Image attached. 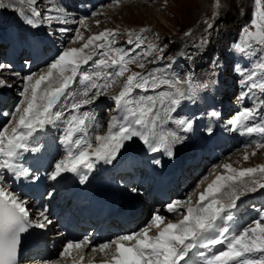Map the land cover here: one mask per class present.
<instances>
[{
    "label": "snow or ice",
    "instance_id": "6c2138e0",
    "mask_svg": "<svg viewBox=\"0 0 264 264\" xmlns=\"http://www.w3.org/2000/svg\"><path fill=\"white\" fill-rule=\"evenodd\" d=\"M28 3L33 7L28 14L21 12V15L34 28L43 21H47L50 26L53 22H68L70 14L63 8H48L42 13L38 0H28ZM255 4L257 7L250 26L242 30L244 45H234L241 53L252 51L254 45L264 49V7L261 6L262 0H255ZM214 7H220V0H214ZM53 11L57 14L51 15ZM80 23L83 25L84 21L81 20ZM208 27L213 25L208 23ZM58 31L66 33L69 29L61 27ZM145 31L146 29L140 30L141 33ZM118 35L116 30L105 29L85 40L83 33L77 29L71 43L83 41L79 47H65L47 64L45 70L21 78L23 86L19 95L22 99L14 111L3 113V116L10 119L0 128V264H17L16 255L22 233L32 227L44 229L52 223L47 215V208L38 213L42 219L33 220L27 201L10 191L5 183L10 178L18 180L30 177V169L24 167L21 161L25 153L39 151L35 146L37 134L45 131L48 126H62L59 142L65 153L52 165V171L48 173L49 179L56 180L64 173H74L80 177L81 183L87 179V174L82 169L91 172L98 162L111 163L126 142L133 138H139L150 151L159 152L163 149L169 156L173 154V145L184 139L177 131L159 136L153 131L157 119H163L156 107L157 102L171 119V114L184 100L194 99L199 88H206L208 85L203 84L194 89L191 75L181 80L178 76H158L153 71H131L129 65L135 64L143 70L145 63L138 61L139 54H133L132 49L113 47ZM128 37L127 43L133 44L135 40L137 49L144 44L139 33L129 32ZM98 41L102 42L97 43ZM89 47L93 51L86 53L85 49ZM153 52L156 55L150 63L163 59V47L152 43L147 45V50L142 55L150 57ZM96 56L100 58L94 59ZM90 61L98 69L112 71L86 73L84 66ZM6 67L10 66L0 63V70ZM236 71L244 77L242 83L250 91L258 89L264 93V54L259 56V63L254 70L248 72L237 66ZM125 73L129 74L120 91L111 97L117 114L110 117L104 135H94V145L90 129L94 133L98 132L101 123L92 113L81 110L105 95L107 89L117 82L116 78L124 77ZM78 80L83 84V89L73 93V85ZM0 86L11 87L3 79H0ZM163 86L170 91L139 98L135 95L137 90L155 91ZM247 95L248 93H242L238 99H244ZM262 111L264 101L259 107L242 108L229 121V130L242 129L249 134L260 133L264 136ZM207 115L214 119L220 113L212 110ZM258 117L260 122L254 123ZM195 119L180 118L175 119V123L180 132L190 133L194 129ZM208 131L211 132V128ZM261 148H264V141L256 142L255 149ZM256 150L252 152L253 156L257 155ZM248 159L249 156L245 153L244 160ZM222 167L227 174L216 175L199 193L194 204L189 195L185 200H173L165 206L168 213L182 217L175 222L171 219L166 221V217L153 213L149 224L139 232L121 235L98 245H94L89 237L78 241L69 240L60 251V257H70L76 249L90 248L93 253H105L111 249L110 259L104 260L103 264H190L193 251L205 249L211 254L207 255L204 251L196 253L203 257L204 264H264V212L260 219L253 221L252 226L244 227L238 232L232 231L224 223L227 213L236 207L241 196L264 189V182H261L264 181V164L241 169L233 168L231 164H224ZM131 191L135 193L137 189L133 188ZM153 228L158 229L154 235L150 234ZM217 245L223 246L222 250L213 252ZM83 259L82 254L74 264H82Z\"/></svg>",
    "mask_w": 264,
    "mask_h": 264
},
{
    "label": "rangeland",
    "instance_id": "374dc122",
    "mask_svg": "<svg viewBox=\"0 0 264 264\" xmlns=\"http://www.w3.org/2000/svg\"><path fill=\"white\" fill-rule=\"evenodd\" d=\"M16 1L23 2L24 7H21L22 5L16 4ZM65 1L66 0H38L39 2L38 7L41 6L40 7L41 9L39 8V10L42 13L46 12L48 8L54 9V6L56 7L58 6L61 8L63 7V9L66 10L64 5ZM69 2L70 5H75L74 0H70ZM261 6L264 7V0H262ZM31 7H33V5H30L28 3V0L27 1L0 0V29L3 28L4 30L9 31L11 37H15V39L21 40L25 44H30L31 36L34 34V27L25 23V19L21 15V12L28 14L29 9ZM256 7L257 5L255 4V0H220L219 8L214 7V0H113L112 3H104V5L100 4L99 7L97 8L98 10L97 9L94 10L93 12L94 14H92V17L83 18L84 19L83 25L80 23L81 20H78V24L73 29L72 34H70L68 44L69 47H71L72 44L71 38L75 36L77 29H79L83 33L85 40L87 39L88 36L98 34L99 32L104 31L105 29L116 30L119 33V35L116 37V43L113 45V47L132 49L133 54H139L137 55L138 61L145 63V69L143 70L136 67L135 64L129 65L128 67L131 69V71H137V72L153 71L155 73L154 70L157 69L156 67L157 64L161 63V59L155 61L154 63H150L149 61L153 60V57L156 55V52H153V56L150 57H145L142 55V53L147 50V45L149 43L155 44L158 47H163L164 49L163 57H165L164 59H166L168 56H170L169 44H171V41H177L180 38L181 47L178 51L184 52L186 54L189 53L193 56L204 57V52H205L204 48L206 45L205 39L206 36L208 35L210 36V29H211L208 27V23H211L212 25L216 24L217 17L219 16L221 20H223V17L225 16H228L227 18H232V22L227 21L228 23L221 24L224 30L230 31V33L232 34L231 38L234 37L236 34H238L237 40L229 49L228 52L229 56H225L218 63L213 62L211 64L209 63L208 66L204 65L205 69H203L201 72L194 70L192 65L189 66L180 63L173 70L170 76V77L178 76L181 80H183L185 77L191 75L193 81L192 87L194 89L198 88V86L203 84L208 85V87L206 88L200 87L194 99L184 100V102L181 103V105L178 107L176 112L178 118L190 119L195 117L196 118L195 124L199 120H202V122L204 120L205 121L207 120V122L209 123V127L218 123L222 125L230 126L229 121L235 116L237 112H239L242 109L243 105H246L248 107H253V106L259 107L261 102L264 101V93L260 92V90L258 89L254 91H250L242 83L244 77H242L239 74V72L236 71L237 66H239L240 69L248 72L254 70L255 65L259 63V56L261 54H264V49H262L258 45H254L253 50L248 53H241L234 47V45L238 43L241 44L242 46L244 45V37L242 35V30L246 26H250V21L252 19L253 12L256 10ZM15 8L21 10L19 13L18 12L16 13L13 19L3 17L2 14L11 13V12L15 13L14 11H18L15 10ZM72 9L69 11H74L72 13H75V8ZM245 14H247V16H244ZM97 21L99 23H97ZM141 29H146V31L141 33L140 32ZM129 32L139 33L141 35L142 39L144 40V44L141 46V48L137 49L135 47V40L133 44L127 43V40L129 38L128 37ZM224 37H226V34L223 35V38ZM165 38L166 40L163 42ZM101 42L102 41H98L97 43H101ZM82 43L83 41H80L77 43V45L78 44L80 45ZM97 51H101V50H97ZM87 53H91V52H87ZM3 56H4V52L3 50H0V59ZM98 58L100 57L99 56L94 57V59H98ZM104 59H107V57H104ZM109 63L111 62L109 61ZM199 63L203 64L201 62ZM200 64L198 66H200ZM46 66H43L42 68L34 71V73L37 72L40 73L41 71L46 69ZM94 71L107 72V71H112V69H98L91 61L89 62L88 65L84 66V72L90 74ZM157 71L160 76L161 75L160 70L157 69ZM4 73H5L4 70L3 71L0 70V74H4ZM128 74L129 73H125L124 77H117L116 78L117 82L112 87L108 88L106 94L101 96L96 102L110 101L109 103H111L112 101L111 97L118 93V91L122 87L123 81L126 79V76ZM7 77L9 76L7 75ZM3 78H4L3 80L6 83H10V80L6 79L5 77ZM18 84L20 85L19 87H16L15 85L12 84V86L15 87L14 90L11 89V92L13 94H16L15 96L17 98L12 102V105H9L10 107L8 110L6 109V112L14 111L16 105L22 99L19 95L23 86L22 81H20ZM82 85L83 84L78 80L73 85V89H72L73 93H77L78 89ZM181 87L187 88L188 85H181ZM163 88H165V86ZM8 89L10 88L7 86V90ZM165 89L167 91H170V89H168L167 87ZM150 91L151 90H149L148 92H143L141 90H137L135 95H137L138 98L139 95H143L144 93L147 94ZM3 92H4V87L0 86V94H2ZM242 93H248L247 97L244 99H238L239 97H241ZM204 97H208V101L211 99H213L216 102L218 101L216 104V108L214 109V107L211 106L205 107L203 105V109L205 110L201 111L199 109V103H205ZM5 98L7 97L5 96ZM62 106L63 105H61V107ZM230 108H232L231 113H230ZM212 110H215L217 112L221 110L220 113H222V110H224L223 113L221 114L220 117L221 119L209 118L207 113ZM81 111H88L93 114L95 111V104L85 106ZM105 113L107 114V118H109L110 113H115V108H113L112 106L102 107L100 114L101 118H106ZM164 114L165 113H163V116ZM225 116H227V118ZM164 117H166L165 122L168 128H171V126H173L174 128L179 130L175 122H172L166 115ZM261 117H264V111L261 112ZM7 118L10 119V117ZM8 119L4 124L2 125L0 124V128H3L4 125L7 124ZM172 119L175 120L177 118L173 116ZM259 122H260V118L258 117L256 123ZM192 132L193 131H191L190 133H183V132H178V133L183 137H187ZM201 133L202 130L199 133V136L201 135ZM186 140L187 138H184V140L181 141L180 143H183ZM190 144L191 143H189L188 145L190 146ZM187 147L181 146L182 149L184 148L183 150H185V148ZM236 148L234 149V151H232L230 154L227 155V159L225 161H218L217 163H219L221 167L224 164H232V167L236 169H241L245 167H255L256 165L264 164V148H261L259 150L254 149L255 146L251 149H248L247 147L245 148L236 147ZM176 150L178 151V149ZM254 150L257 151V155L255 156L252 155V152ZM245 153L247 154L251 153V155H248L249 159L247 161L244 160ZM239 157L242 161V163L240 164L238 163L237 160V158ZM210 167H213L209 169V172H211L212 174L214 173L215 170H218V167L214 166V164L211 165ZM209 172H207L208 174L206 173L203 176H201V179L202 178L206 179L205 176L206 175L208 176ZM201 179L198 180L197 185L198 183H200L199 181ZM197 185H195L194 189L197 187ZM187 190H185L184 193ZM259 191H263V190L258 189L255 192H251L250 196L242 202L248 204L250 200H253V198L257 199L258 198L257 192ZM189 193L187 196H189ZM246 194L241 197L246 196ZM260 195H264V194L261 193L259 194V196ZM252 209L253 206L251 207L250 210ZM246 212H248V210H246L244 214ZM253 221L254 220L248 223L247 227L252 226Z\"/></svg>",
    "mask_w": 264,
    "mask_h": 264
},
{
    "label": "bare ground",
    "instance_id": "6f19581e",
    "mask_svg": "<svg viewBox=\"0 0 264 264\" xmlns=\"http://www.w3.org/2000/svg\"><path fill=\"white\" fill-rule=\"evenodd\" d=\"M27 1V0H26ZM21 1H16V4H19V5H22L21 7H24V4H23V2H21ZM25 2V1H24ZM113 2V0H110V2L109 3H112ZM44 3H45V1H44ZM70 3V2H69ZM38 4H39V2H38ZM80 4H85V5H87V6H89V7H93L94 8V5H98V4H96L93 0H91V1H87V2H83V3H81L80 2ZM114 5V4H113ZM124 6V5H123ZM41 7V6H40ZM39 7V8H40ZM58 7V6H57ZM82 7L83 6H80V9H82ZM98 7V6H97ZM28 8V7H27ZM59 8H61V7H59ZM63 8V7H62ZM123 8H125V7H123ZM114 9V8H113ZM15 10H18V11H14L15 13H13V12H11V13H5V14H2L3 15V17H7V18H10V19H13L14 18V16L16 15V13L18 12H20V10L19 9H16L15 8ZM45 10V9H44ZM73 10V9H72ZM98 10V9H97ZM105 10V9H104ZM24 11V10H23ZM103 11V10H102ZM74 12V11H73ZM85 13H86V11H85ZM105 13V12H104ZM52 14V13H51ZM92 14H94V13H92ZM20 16V15H19ZM74 16H71L70 18H67V20L68 21H75V19L76 18H78V17H76V18H73ZM71 18H73V19H71ZM81 20H84V19H81ZM85 22H87V21H85ZM67 24V27H64V28H68L69 29V33L71 32V30H70V28H72L74 25H71V23L70 22H67L66 23ZM86 26V25H85ZM2 40H0V42H1ZM69 45V44H68ZM39 58H38V52H37V50H34L33 49V54H32V63H33V61H35V60H38ZM171 64H172V60H170V61H167V62H165L164 63V66H161V68H159V70H160V73H161V75H165V73L169 70V68H170V66H171ZM28 66H29V64H28ZM3 73V72H2ZM38 73V72H37ZM3 76H5L4 74H0V79H4L3 78ZM7 79V78H6ZM8 82V81H7ZM8 84H10V83H8ZM15 86H18V85H15ZM4 87V89L5 90H7V86H3ZM164 87V86H163ZM163 87H161V88H158V90L156 91V93L154 92V93H152L151 91V93L149 92L148 94H146V95H152V96H156L157 95V93H159V92H162V91H167L165 88H166V86H165V88H163ZM143 94V93H142ZM145 94V93H144ZM136 97H137V95H136ZM5 99H7V98H5V95L4 96H2V98H1V101H3V100H5ZM9 104V103H8ZM8 104L6 105V107L5 108H8ZM95 104V103H94ZM198 104V103H197ZM112 106H113V104H111ZM94 107V106H93ZM157 109H159V115L161 116V114H162V109L163 108H161V106H160V104H159V102H157ZM198 107V106H197ZM205 108V107H204ZM200 109V108H199ZM197 110V109H196ZM204 111V110H203ZM207 112V111H206ZM205 112V113H206ZM164 116H165V114H164ZM0 124H1V121L3 120V114L2 113H0ZM166 118V117H165ZM162 121H163V119H157V121H156V124H155V126H154V129H155V133L157 134V136H159L160 134H165V133H167V129L165 128V130L162 128V129H160V125H161V123H162ZM202 121V120H201ZM213 121V120H212ZM166 123V122H165ZM204 128V127H203ZM104 129V128H103ZM102 129V130H103ZM107 128H105V130H106ZM102 130L101 131H99V132H101V133H99L100 135H104L106 132H104L105 130H103V132H102ZM216 134H219V131H217V133ZM216 134H211V135H209L208 134V140L210 141V143H209V145L207 146V148H206V150H207V156H205L204 154H202V153H200V154H202L203 155V159H205V158H209V157H212V156H214V154H215V149H216V147H217V145H218V143H219V137L218 136H216ZM93 139H94V136H93ZM58 138H54V132H52V129L51 128H49V126L47 127V129L45 130V131H43V132H41V133H38L37 134V138H36V141H35V146H37L38 148H39V151L38 152H35V153H33L32 154V158H30L29 159V163H32V164H34V163H36V161H40L41 159H42V157L44 156V155H48L49 153H51L52 151L53 152H55V155H54V159H53V162H56L57 160H59L58 158H59V156H60V154H61V152H62V150H59V147L61 146V147H63L61 144H60V142H59V145H58ZM135 143H136V146H139V145H141L142 144V141H140L139 140V138H136L135 139ZM190 143V142H189ZM191 145V144H190ZM189 146V145H188ZM188 148V147H187ZM187 148H185V150L187 149ZM124 149V148H123ZM177 148L176 147H172V153H174V154H176V153H178L179 152V150L177 151L176 150ZM184 149V148H183ZM182 149V150H183ZM237 149V148H236ZM255 149V148H254ZM132 150V149H131ZM131 150H120V152H125V151H127V153L125 154V155H117V157L118 158H115V160H114V162H113V165H115V164H118L120 161H122L123 163H124V167H128L129 165H130V161L128 160V159H131L128 155H129V152L128 151H131ZM161 150H163V149H161ZM195 152H197V153H199L198 151H195ZM252 152V151H251ZM248 155H251V153H249ZM146 157V156H145ZM144 156H141V158L140 159H146ZM240 157H242V156H240ZM240 157L239 158H237V160H238V163L240 164V163H242V161H241V159H240ZM209 161H211V159L209 158L208 160H206L205 162V164L203 165V169H207L206 170V173L207 172H209V169L210 168H213V167H210L211 165H213V162H209ZM245 162V161H244ZM232 165V164H231ZM236 165V164H235ZM243 165V164H242ZM245 166V165H244ZM243 166V167H244ZM237 167H238V165H237ZM142 169V167L140 166V168L138 169V170H141ZM206 173H204V174H206ZM208 174V173H207ZM214 175V174H213ZM203 176V175H202ZM206 177V179L204 178H202L199 182L200 183H198L199 184V187H196L195 188V191H193V192H191V193H189V195H191L192 196V202H193V204L195 203V201H196V199L198 198V194H197V192H202L203 191V189L205 188V187H207V185L209 184V183H211V181L213 180V179H215V176H213V177H211L210 176V174L207 176H205ZM208 177V178H207ZM194 184H192L191 185V183H189L188 184V186H193ZM6 186H7V188L10 190V191H12L13 193H14V190H13V188H11V187H9L7 184H6ZM188 186L187 187H184L183 188V190H182V194L184 193V191L185 190H187L188 189ZM181 195V194H180ZM247 195V194H246ZM175 198H178V197H175ZM175 198H174V200H175ZM241 198H243V197H241ZM259 201L261 200V202L262 203H264V195H260L259 196ZM165 202L166 201H163V200H157V202H156V206L158 207V208H160V207H164L165 206ZM237 205H238V203H237ZM148 210H149V207H146V209L144 210V213H146V214H148ZM175 222V221H174ZM134 229H136V226H134ZM138 229V228H137ZM216 250H222V246H220V245H217L216 246V248L215 249H213L212 251L214 252V251H216ZM198 251H204L207 255H210L211 254V252H208V250H205V249H198V250H194L193 251V253L191 254V257H190V264H204V259H203V257H201V256H199L198 254H196ZM88 259H90V258H88ZM28 261V260H27Z\"/></svg>",
    "mask_w": 264,
    "mask_h": 264
},
{
    "label": "trees",
    "instance_id": "16d2710c",
    "mask_svg": "<svg viewBox=\"0 0 264 264\" xmlns=\"http://www.w3.org/2000/svg\"><path fill=\"white\" fill-rule=\"evenodd\" d=\"M228 16H225V17H223V20H221V18L219 17L218 19H217V23H216V25H219L220 23H228V22H232V18H227ZM228 21V22H227ZM227 35V34H226ZM223 39V36H221V40ZM172 43H171V46H172V49L173 50H176V49H178L180 46H181V41H180V38H179V40H177V41H171ZM210 50H212V52H215L216 51V48H215V46L213 45L211 48H210ZM212 56L214 55L213 53L211 54ZM205 58H207V60L209 59V57H208V54L205 56Z\"/></svg>",
    "mask_w": 264,
    "mask_h": 264
}]
</instances>
